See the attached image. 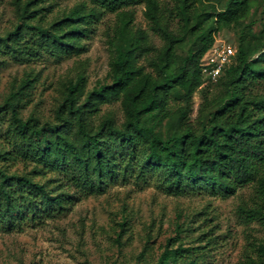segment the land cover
Masks as SVG:
<instances>
[{
  "label": "trees",
  "instance_id": "trees-1",
  "mask_svg": "<svg viewBox=\"0 0 264 264\" xmlns=\"http://www.w3.org/2000/svg\"><path fill=\"white\" fill-rule=\"evenodd\" d=\"M88 1L51 21L49 0L11 1L15 22L0 34L4 60L80 54L97 22L116 13L117 23L108 36L109 82L86 92L84 76L69 81L52 120L20 114L34 87L32 75L13 85L0 104V119L9 115L13 146L0 152V230L63 213L78 191L103 193L135 170L175 195L203 191L228 198L255 183L257 201L240 205L238 213L244 222L264 226V89L255 90L264 85V24L259 31L240 30L235 56L217 81L202 72L217 34L247 18L254 0ZM136 5L144 6L143 16L162 46L135 24V11L128 8ZM206 81L215 83V93L202 87ZM198 90L203 102L192 121ZM115 103L122 119L103 113ZM20 159L32 163L31 169L11 171L6 161ZM48 171L56 176L47 178ZM171 241L152 264H195L184 259L189 248L172 247ZM259 252L245 264H264L262 245Z\"/></svg>",
  "mask_w": 264,
  "mask_h": 264
},
{
  "label": "rangeland",
  "instance_id": "rangeland-1",
  "mask_svg": "<svg viewBox=\"0 0 264 264\" xmlns=\"http://www.w3.org/2000/svg\"><path fill=\"white\" fill-rule=\"evenodd\" d=\"M12 0H0V34L13 27L15 16ZM88 0H49L54 4L47 21ZM135 11V24L147 30L153 43L162 46L143 16L144 6ZM46 13V12H45ZM117 23V14L108 13L94 25V32L83 40L84 51L62 59L48 55L26 63L0 58V104L13 85L19 86L27 76H35L34 87L20 110L23 118L31 115L40 121L52 120L61 99L62 88L69 81L84 76L86 92L109 82L113 56L109 35ZM264 24V0H254L247 18L236 22V28L223 30L215 45H230L237 50L241 29L259 31ZM185 49L179 54L184 56ZM212 81H217L210 79ZM215 83L206 81L202 87L215 93ZM264 85L255 86L262 91ZM203 102L198 90L193 98L194 121ZM179 102H172L177 105ZM113 112L122 119L119 103L107 105L104 112ZM9 115L0 119V152L12 150L7 133ZM11 171L31 169L22 159L8 160ZM5 163V164H6ZM56 175L48 171V177ZM69 209L53 216L27 221L10 232L0 230V264H152L172 239V247L189 248L186 263L245 264L247 258L259 257L264 247V226L259 222H244L238 207L257 201L256 184L241 188L228 198L212 196L203 191L175 195L161 187L157 179L138 176L135 170L126 179L110 184L103 193H76Z\"/></svg>",
  "mask_w": 264,
  "mask_h": 264
},
{
  "label": "built area",
  "instance_id": "built-area-1",
  "mask_svg": "<svg viewBox=\"0 0 264 264\" xmlns=\"http://www.w3.org/2000/svg\"><path fill=\"white\" fill-rule=\"evenodd\" d=\"M236 50L230 45H215L205 55L202 72L206 78L217 80L232 62Z\"/></svg>",
  "mask_w": 264,
  "mask_h": 264
}]
</instances>
